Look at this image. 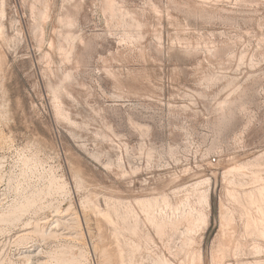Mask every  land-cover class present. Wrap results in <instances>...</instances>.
Wrapping results in <instances>:
<instances>
[{"label":"rangeland","instance_id":"rangeland-1","mask_svg":"<svg viewBox=\"0 0 264 264\" xmlns=\"http://www.w3.org/2000/svg\"><path fill=\"white\" fill-rule=\"evenodd\" d=\"M28 251L264 264V0H0V264Z\"/></svg>","mask_w":264,"mask_h":264},{"label":"bare ground","instance_id":"bare-ground-1","mask_svg":"<svg viewBox=\"0 0 264 264\" xmlns=\"http://www.w3.org/2000/svg\"><path fill=\"white\" fill-rule=\"evenodd\" d=\"M63 218H57L56 220H55V222H57V223H59L60 222V224L62 223V225L63 226H65V225H69L70 224V219H66V220H63ZM74 221V220H73ZM85 221V220H84ZM37 225V224H36ZM35 225V226H36ZM73 225V224H72ZM34 226V227H35ZM33 227V228H34ZM41 227V226H40ZM59 227V226H58ZM64 228H66V227H64ZM40 229V228H39ZM68 229V228H67ZM67 229H66V231H63V235H65V236H67V237H74V234L72 233V232H70L69 231V229H71V228H69L68 229V231H67ZM74 229V228H73ZM36 230H38V229H36ZM41 233V232H40ZM60 233V234H61ZM31 234V231L30 230H23V231H21L20 233H19V235L17 236L18 238H25L26 236H28V235H30ZM56 235V234H55ZM59 235V234H58ZM57 237V236H56ZM71 239V238H70ZM21 240V239H20ZM23 240V239H22ZM74 240V239H73ZM21 242V241H20ZM48 256V255H47ZM18 258H20V257H18ZM22 258L23 259H26V260H30V259H34V264H47L48 262H46V261H42V259H39V253L38 252H36L35 254H31V253H29V251L27 252V253H24V254H22ZM21 258V259H22ZM22 259V260H23ZM46 259V258H45ZM64 259V258H63ZM67 259V258H66ZM73 259H75V258H72L71 260H73ZM25 260V261H26ZM65 260V259H64ZM70 260V259H69ZM59 261V262H58ZM57 262H58V264L61 262V260H58ZM72 262V261H71ZM75 262V261H74ZM74 262H72V263H74ZM68 263H70V262H68V260L65 262V261H63L62 260V263H60V264H68ZM78 263H80V262H78ZM103 263V262H102ZM108 263V262H107ZM28 264H29V262H28ZM55 264V263H54ZM75 264H77V263H75Z\"/></svg>","mask_w":264,"mask_h":264}]
</instances>
